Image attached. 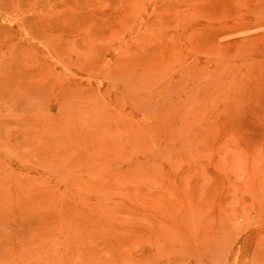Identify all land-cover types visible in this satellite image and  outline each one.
I'll use <instances>...</instances> for the list:
<instances>
[{
  "label": "rangeland",
  "instance_id": "rangeland-1",
  "mask_svg": "<svg viewBox=\"0 0 264 264\" xmlns=\"http://www.w3.org/2000/svg\"><path fill=\"white\" fill-rule=\"evenodd\" d=\"M0 264H264V0H0Z\"/></svg>",
  "mask_w": 264,
  "mask_h": 264
}]
</instances>
